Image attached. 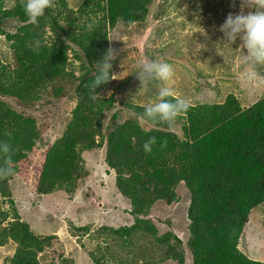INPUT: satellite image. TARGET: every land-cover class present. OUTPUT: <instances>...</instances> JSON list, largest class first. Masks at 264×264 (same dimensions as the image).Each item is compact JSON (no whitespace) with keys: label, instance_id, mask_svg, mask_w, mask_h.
Instances as JSON below:
<instances>
[{"label":"trees","instance_id":"16d2710c","mask_svg":"<svg viewBox=\"0 0 264 264\" xmlns=\"http://www.w3.org/2000/svg\"><path fill=\"white\" fill-rule=\"evenodd\" d=\"M68 1L51 0L32 24L24 0H0V35L15 58L10 65L0 60V141L12 150L0 154V164L5 157L12 167L28 161L40 151L45 121L63 124L38 157L36 193L49 196L73 192L87 175L84 154L106 149L105 163L133 221L95 231L69 226L92 264H264L239 249L252 217L264 208V97L249 106L233 94L218 103L192 99L169 128L142 118L144 108L157 101L161 82L142 87L135 77L144 63L166 62L188 97L204 98L217 80H232L236 59L230 57L242 56V50L221 42L219 27L229 14L241 12L240 0H82L76 10ZM252 2L264 5V0ZM248 10L254 11L246 8L245 14ZM118 18L135 23L117 30ZM149 29L144 54L128 55L129 46ZM188 34L191 42L179 44ZM109 47L119 53L112 74L124 73L96 89L101 98L92 100L88 85ZM222 56L228 68L221 69ZM118 104L136 118L118 122ZM149 137L157 142L146 153ZM17 175L15 170L0 179V248L13 249L1 264H72L59 237L36 235L23 220L11 188ZM181 184L190 193L186 243L172 230L161 232L152 220L158 203L181 202ZM45 255L48 262L41 259Z\"/></svg>","mask_w":264,"mask_h":264},{"label":"rangeland","instance_id":"374dc122","mask_svg":"<svg viewBox=\"0 0 264 264\" xmlns=\"http://www.w3.org/2000/svg\"><path fill=\"white\" fill-rule=\"evenodd\" d=\"M81 1L69 0L68 4L76 10ZM160 3L162 2L160 1ZM249 11L251 10L247 12ZM9 23L12 22L9 21ZM8 29L11 30L12 27ZM151 33L150 29L147 30L142 41L131 44L128 48V55L137 56V51L144 54V42ZM192 39L191 35H184L179 44L191 42ZM121 40L127 41L126 39ZM239 46V43L236 42L229 48L235 50ZM206 47L211 49L208 43ZM210 53H215V48ZM12 55L5 36L0 35V60L8 65L13 64ZM232 58H235L236 62L230 72L236 76L232 80H217V83L213 84V92L209 93L207 98L196 93L192 97H188L183 82H180L176 75L170 80V84L173 85L172 88H175L173 94H177L179 98L186 99L188 102L205 100L208 103L212 101L222 102L226 96L233 94L240 97L245 106H249L257 99L264 97V63L243 65L241 55L237 52L233 53L230 59ZM222 59L224 56L221 57V62ZM222 63L224 65L221 69L228 68L229 63H226L225 60ZM195 64L197 65V60H195ZM120 109L121 106L118 104L114 110V112L120 111L118 122H123L128 118H136L134 114ZM45 123L39 153L29 158L28 161L23 160L13 166L19 175L11 184L12 195L18 210L20 209L19 212L23 220L30 224L36 235L55 234L64 243L72 264H92L79 241L68 232L69 226H90L91 230L95 231L101 227L119 228L129 225L133 221L127 211L129 204L118 192L115 174L108 169L105 163V148L84 154L87 175L79 181L73 192L64 190L49 196L38 195L36 193V181L40 172V159L38 157L57 139L58 130L63 125L54 126L48 121ZM107 123L111 124L110 120ZM176 129L177 134L182 136L180 126H177ZM178 193L181 202L173 207H167L164 202L158 203L154 208L152 220L161 232L172 230L186 243L189 239L187 208L190 203V193L185 184L179 186ZM259 218L264 222V208L255 217H252L241 238L239 249L251 259L264 261V224L260 223ZM82 241L89 244L88 239ZM86 249H90L89 245ZM12 250V247L0 248V264L8 255L12 254ZM49 258L50 255H45L41 259L48 262Z\"/></svg>","mask_w":264,"mask_h":264},{"label":"clouds","instance_id":"9594fccd","mask_svg":"<svg viewBox=\"0 0 264 264\" xmlns=\"http://www.w3.org/2000/svg\"><path fill=\"white\" fill-rule=\"evenodd\" d=\"M240 2L241 12L236 15L229 14L219 27V31L223 34L221 42L233 45L239 40V50H242L241 58L244 63H264V5L256 7L252 0H240ZM22 7L28 22L37 24L39 18L44 15L45 9L51 7V0H24ZM246 8H252L254 11H249L245 14L244 9ZM134 23V21H123L118 18L115 27L119 30L125 25L131 27ZM36 45L38 47V40ZM118 54L116 49L109 47L102 59L95 64L97 71L94 79L88 85L92 100L101 98L97 94L96 89L123 75L124 72L117 76L112 74L111 71ZM14 63L15 58L13 57ZM173 75V65L166 62L153 61L142 64L135 76L141 82L142 87L147 82H161L157 101L149 103L144 108L142 118L152 123L165 124L169 128L174 127L177 118L190 107L186 99H167L173 95L178 96L173 94V90L167 86ZM156 142L155 137H149L143 144L144 151L150 153ZM11 151L10 146L6 142L0 141V154L4 155ZM9 160L10 157H5L3 164H0V179L14 175L15 170L12 166H9Z\"/></svg>","mask_w":264,"mask_h":264},{"label":"water","instance_id":"95a60500","mask_svg":"<svg viewBox=\"0 0 264 264\" xmlns=\"http://www.w3.org/2000/svg\"><path fill=\"white\" fill-rule=\"evenodd\" d=\"M100 206V205H99Z\"/></svg>","mask_w":264,"mask_h":264}]
</instances>
